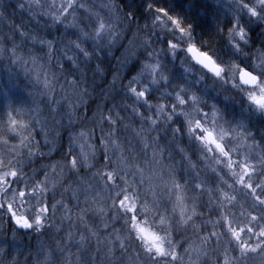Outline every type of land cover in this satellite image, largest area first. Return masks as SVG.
Returning a JSON list of instances; mask_svg holds the SVG:
<instances>
[{"label":"clouds","instance_id":"obj_1","mask_svg":"<svg viewBox=\"0 0 264 264\" xmlns=\"http://www.w3.org/2000/svg\"><path fill=\"white\" fill-rule=\"evenodd\" d=\"M0 264H264V0H0Z\"/></svg>","mask_w":264,"mask_h":264}]
</instances>
